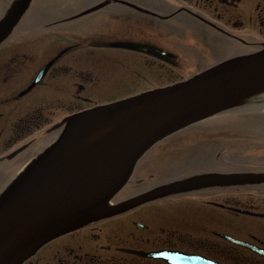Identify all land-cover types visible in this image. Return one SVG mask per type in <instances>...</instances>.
<instances>
[{
  "label": "flooded vegetation",
  "instance_id": "obj_1",
  "mask_svg": "<svg viewBox=\"0 0 264 264\" xmlns=\"http://www.w3.org/2000/svg\"><path fill=\"white\" fill-rule=\"evenodd\" d=\"M81 3L95 8L98 13L95 21L89 29L81 27L79 35L64 30L57 35L60 39L45 46L47 50L38 57L42 63L44 60L41 67L50 65L30 90L24 92L41 69L27 66L35 55L27 50L32 43L27 39L34 36L16 30L17 34L0 45V183L23 167L47 139L57 136L69 116L114 100L113 95L102 97L109 86L102 84L101 74L91 63L95 55L107 50L104 48L117 49L111 43L147 48L120 49L134 56L129 71L124 73L129 76L124 79L120 74H109L107 78L108 81L115 78L113 87L140 90L264 49V0H82ZM85 43L92 49L83 51L81 45ZM110 59L121 63L114 56ZM36 92H40L37 99L33 97ZM100 94L102 98L98 99ZM247 117L246 120L231 117L234 120L222 121L221 126L258 128L264 123L262 116L263 119ZM252 133L247 140L229 132L224 136L238 141L235 143L239 146L238 170L264 172V140ZM170 138L161 145H153L141 156L113 203L149 185L153 187L154 183L159 185L169 176L171 157L176 152ZM202 190L204 195L193 196L203 204L197 214L201 221H192L191 226L161 219L162 202L172 198L165 197L60 235L21 264H164L134 252L159 249L196 253L220 264H264V182L241 181ZM146 210H151L150 216L158 210L156 216L160 219L146 216Z\"/></svg>",
  "mask_w": 264,
  "mask_h": 264
},
{
  "label": "water",
  "instance_id": "obj_2",
  "mask_svg": "<svg viewBox=\"0 0 264 264\" xmlns=\"http://www.w3.org/2000/svg\"><path fill=\"white\" fill-rule=\"evenodd\" d=\"M29 2L12 3L0 20V42ZM5 6L6 1L0 0V15ZM261 90L264 49L225 60L187 80L70 117L59 137L0 195V264H19L60 234L160 197L247 179L264 180V173L204 174L109 204L136 160L156 141ZM259 104L264 102L259 100ZM145 255L169 264H212L166 251Z\"/></svg>",
  "mask_w": 264,
  "mask_h": 264
},
{
  "label": "rangeland",
  "instance_id": "obj_3",
  "mask_svg": "<svg viewBox=\"0 0 264 264\" xmlns=\"http://www.w3.org/2000/svg\"><path fill=\"white\" fill-rule=\"evenodd\" d=\"M44 0H40V2H43ZM57 2L62 3V7L64 9V13L65 15H70L73 14L74 12H78L75 16H73V19L69 18L68 16H65V18H68L69 20L65 21L64 27L66 29H69L68 31L73 32L75 34L79 35V30L81 27V30H85V29H89L91 27V25L93 24V22L95 21L97 14L96 12H91V13H87V14H79V7L82 6L81 2L82 0H57ZM68 13V14H67ZM84 33V32H83ZM85 34V33H84ZM37 39L40 40L39 41H35L36 44L33 45V50H35V55L38 54V56H41L44 54V52L47 50V48L45 46L51 44L52 42L60 39L56 34H52L49 33V35L46 36H42V37H38ZM29 42L25 43L28 44ZM33 43V42H32ZM44 47V48H42ZM107 50L101 51L100 53H98L97 55H95L94 59L92 60V65H95L98 72L101 74L102 79H103V84H107L109 86V89L103 93L102 95H110L108 94V92H110L113 84L112 82L114 81L115 78H112V80L108 81L107 78H110V76H108L109 74H113L116 75L120 74V76H123L124 79H127L129 75H124L125 72L129 71L130 66L133 64L134 60L132 54L126 52V51H119V49H111V48H104ZM115 57L118 58L121 63H113L110 59V57ZM38 60V58H37ZM90 63V64H91ZM35 65L33 64V67ZM147 76L149 78H151V80H154L151 76L150 73L147 74ZM106 77V80H104V78ZM166 80H164L162 83H166ZM161 83V84H162ZM152 84H154V81L152 82ZM103 88H105V86H103ZM40 92H36L33 97L36 98L38 97ZM101 96V94L99 95ZM32 99V98H31ZM37 99V98H36ZM217 120V119H216ZM183 136H187L186 134H181L179 137ZM242 136L246 137L249 136V134L247 133V131L245 129H243L242 132ZM247 140V139H245ZM233 143V147H235L234 149H231L228 153L226 154H222V157H224L225 159H227V163L226 166L227 167H236L237 163H236V152H238L239 150V146L234 145L235 141H230ZM180 146L182 148H185L188 150V152L191 151L190 154L187 155L186 159L183 161L182 164V169L186 170V169H192L194 167L199 166L198 168H201V166L205 165V164H210V162L208 161V159L210 160V158L214 157L213 152L216 151L215 148L213 149V151H211L210 153L204 152H195V151H205L206 147H213L212 145L208 144L207 142L201 144V145H195V142L192 141H186V140H182L180 143ZM246 146V145H245ZM198 147V149H196ZM218 150L221 148V146L217 147ZM190 149V150H189ZM212 162V160H211ZM230 170H234V169H230ZM177 199V201L174 202L170 201V202H162L164 205V208L161 209L162 214H161V219L162 220H170V219H174L175 221H177L178 223H184L185 225H189L190 223H192V220H197V217H195L196 215H194V212L191 210V213H185L183 212L181 209L182 207H184L185 211L187 208V199ZM172 205L173 209L171 211H175L176 213H167L165 212L167 210V208H165V205ZM182 204V205H180ZM180 206V207H179ZM152 210V209H151ZM151 210H146L144 211L145 215L148 217H155L158 214V210L157 212L154 214V216H150L149 215V211ZM143 211V210H142ZM141 211V212H142ZM160 211V212H161ZM214 211V210H213ZM183 215H188L189 217L193 218V219H183L181 216ZM195 217V218H194ZM156 219H160V216H156ZM185 221V222H183Z\"/></svg>",
  "mask_w": 264,
  "mask_h": 264
}]
</instances>
